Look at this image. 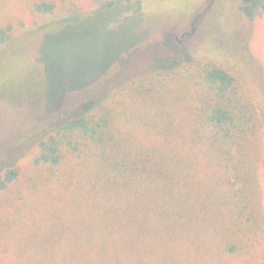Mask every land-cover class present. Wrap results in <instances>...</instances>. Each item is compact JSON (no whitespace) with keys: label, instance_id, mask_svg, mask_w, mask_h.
Listing matches in <instances>:
<instances>
[{"label":"trees","instance_id":"trees-1","mask_svg":"<svg viewBox=\"0 0 264 264\" xmlns=\"http://www.w3.org/2000/svg\"><path fill=\"white\" fill-rule=\"evenodd\" d=\"M29 2L43 15L57 7ZM12 28L0 24V47ZM80 94L27 136L36 179L66 191L51 264L262 263V123L234 74L184 53L131 79L107 73ZM19 176L4 165L0 193ZM8 204L0 197V229Z\"/></svg>","mask_w":264,"mask_h":264},{"label":"rangeland","instance_id":"rangeland-1","mask_svg":"<svg viewBox=\"0 0 264 264\" xmlns=\"http://www.w3.org/2000/svg\"><path fill=\"white\" fill-rule=\"evenodd\" d=\"M55 1V12L43 15L29 0H0V24H13L0 47V169L13 164L20 172L0 193L15 207L0 229L2 264L60 262L57 239L69 224L65 188L36 179L27 136L97 78L119 72L131 79L184 53L227 69L253 98L262 123L264 211V0ZM190 264L238 263L219 255Z\"/></svg>","mask_w":264,"mask_h":264}]
</instances>
